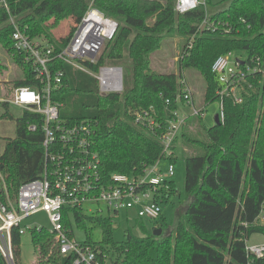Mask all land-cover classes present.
Returning <instances> with one entry per match:
<instances>
[{
	"label": "trees",
	"instance_id": "obj_1",
	"mask_svg": "<svg viewBox=\"0 0 264 264\" xmlns=\"http://www.w3.org/2000/svg\"><path fill=\"white\" fill-rule=\"evenodd\" d=\"M5 1L7 9L0 6V51L21 70L22 77L14 80V87L35 88L38 82L31 63L13 47L9 18L15 19L32 40L65 45L73 26L69 23L65 37L55 38L53 32L68 20L76 25L90 0ZM91 1L96 9L118 23V29L114 40L105 44L97 64L86 67L96 72L105 60L121 63L131 71V86L122 95L100 96L95 79L56 61L51 64L52 69L63 70L64 77L52 100L60 106L62 119L88 125L89 141L104 175H140L164 158L159 138L167 127L169 111L176 109L177 81L185 70L198 72L204 84L201 102L208 104L216 100L217 84L210 67L218 56L232 52L245 56L247 61L257 57L264 60V0H231L226 9L210 15L211 20L227 23L231 28L229 34L200 32L205 15L202 6L178 15L173 0ZM240 18L244 23L238 22ZM170 34L185 38L176 63L177 72L157 73L151 68V57L160 51L164 38ZM192 36V48L185 55V46ZM249 82L252 88L240 105L225 100L223 125L214 124L207 129L201 119L190 118L180 131L177 143L191 151L184 158L183 194L179 195L184 205L173 226L161 221L164 235L154 237L141 224L142 235H134L128 229L123 241L115 242L109 216H87L81 210H66L62 220L69 236L71 221H75L87 235L84 243L100 249L107 264H264V256L250 263L243 242L253 233H263L254 224L264 201V73ZM0 107V119L13 118L7 103H0ZM150 109L159 128L148 131L133 124L135 112ZM30 123L39 125V120L23 111L15 120L14 137L3 142L0 202H5L6 196L15 202L23 182L41 178L42 134L39 128L28 131ZM192 123L194 129L188 130ZM175 149L168 158L172 164L176 160ZM160 192L164 202L173 197V181L167 191ZM95 229L100 231L97 243L90 240ZM27 231L36 255L35 264H71V259L60 255L53 233L43 228ZM20 236L15 230L11 235L13 264H20ZM0 264H7L1 255Z\"/></svg>",
	"mask_w": 264,
	"mask_h": 264
},
{
	"label": "built area",
	"instance_id": "obj_2",
	"mask_svg": "<svg viewBox=\"0 0 264 264\" xmlns=\"http://www.w3.org/2000/svg\"><path fill=\"white\" fill-rule=\"evenodd\" d=\"M208 2L173 0L174 12L183 15L202 6L205 15L199 26L200 32L211 34L220 31L229 34L231 28L227 23L209 18L206 10ZM0 6L7 9L6 1L0 0ZM238 22L244 23V20L240 18ZM9 23L13 26V47L31 63L38 85L35 88H15L9 99L0 97V103H10L36 115L39 120V125L28 124V131L35 132L39 128L42 134V174L41 178L23 182L18 187L15 202L8 196L5 202H0V255L7 264H13L12 232L15 230L19 235L24 234L26 229L22 227L23 221L38 212H44L61 256L71 259V264H107L106 255L100 249L69 236L63 224V212L81 210L84 214L100 216V208L103 207L107 215L128 212L138 221L145 220L151 224L152 231L163 228L160 219L161 203L164 201L160 191H167L174 177V164L168 158L174 154L177 139L186 122L190 118L202 119L207 104L196 103L182 74L177 81V94L174 98L176 109L169 111L167 127L159 138L164 158L140 175L116 172L104 175L100 171L98 154L89 141L88 125L83 121L68 123L60 117V106L53 102L52 95L60 88L64 72L52 69L51 64L60 61L86 73L95 79L100 96L122 95L124 84L121 66L104 63L97 67L96 72L86 67L87 64H97L105 44L114 40L118 23L90 3L80 21L73 25V32L65 45L32 40L24 29L14 23L12 17ZM193 37H190L183 54L186 55L192 48ZM263 61L258 57L247 61L245 56L232 52L218 56L213 61L210 72L217 84V124L223 125L225 122L226 99L234 105L243 102L244 95L252 88L249 79L264 73ZM151 111L135 112L133 124L148 131L159 128ZM162 161L167 162L164 173L157 171ZM93 208L96 210L93 211ZM254 226L263 229V233H258L263 236V241L249 243L250 237L243 240L244 252L250 263L264 256V201ZM244 227L247 225L244 224Z\"/></svg>",
	"mask_w": 264,
	"mask_h": 264
},
{
	"label": "rangeland",
	"instance_id": "obj_3",
	"mask_svg": "<svg viewBox=\"0 0 264 264\" xmlns=\"http://www.w3.org/2000/svg\"><path fill=\"white\" fill-rule=\"evenodd\" d=\"M231 0H209L206 10L209 15L216 14L218 12L223 11L227 8ZM92 1L90 0V3ZM89 3V4H90ZM14 20V23H16V20ZM69 23L71 26H73V23H71L70 20L63 22L60 24V28L55 30L53 32V37H57L61 35L62 37H65L69 33L68 25ZM149 23V22H148ZM60 33V34H59ZM185 44V38L180 37L177 34H170L169 36H166L164 38L162 47L160 51L155 53L151 57V68L153 71L161 74H171L177 72V60L179 57V54L181 52L182 45ZM105 50L102 49V51ZM126 51V50H125ZM102 53V52H101ZM243 56V55H241ZM125 57V55H124ZM123 60L122 62H124ZM105 63L108 64H118L123 68V84L124 89L129 88L131 86V71L126 70L124 66L121 63L117 62H111L106 61ZM125 64H129L128 61L124 62ZM127 67V66H126ZM263 67H264V61H263ZM186 78L187 83L189 84L194 99L196 100L197 104L202 103V94H203V82L202 78L199 76L198 72L194 70H185L184 75ZM22 77L21 70L17 68L14 64H12L9 59L6 57L4 53L0 51V97H3L4 99H9L15 89L13 83L14 80L17 78ZM8 111L12 114L13 118H5L0 119V153L3 149V142L5 139L14 137V130H15V120L22 115L23 110L20 108H17L13 106L12 104L8 103ZM70 109L67 107L66 112H68ZM205 113L203 118L200 120L204 125V128H210L214 125L216 119V115L218 113V102L213 101L206 105L205 107ZM2 112V108L0 107V113ZM193 124V123H192ZM195 124L188 125V130L194 129ZM203 128V126L201 125ZM200 139H203V135L200 137ZM191 151H189L188 148H186V145L182 144L181 142H178L176 144L175 149V163H174V177L171 179L174 183V190L175 195L165 202L161 203L162 208V217L161 221L163 222V225L167 226H173L174 222H176V216L181 215L183 210L184 203L182 202V198H180L179 195L183 194V174H184V158L189 154ZM191 154V153H190ZM167 166L166 161H162L159 163L157 167V171H161L164 173ZM180 209V210H179ZM96 208H93V211H95ZM101 213L100 216L107 217L111 219L113 223V234L112 238L115 242H121L124 239V233L126 230L130 229L134 235H142L139 225H143L147 231V233H152L151 224L147 221H138L135 219L132 214L128 215V212H119L117 214L110 213L107 215V211L102 207L100 208ZM87 216H91V214H86ZM129 216L130 218H127ZM22 227L25 230V233L20 236V264H35L36 262V255L34 253L33 246L30 241V234L27 230L32 229H45L47 231L51 230V226L49 223V219L44 212H38L28 218H26L23 223ZM73 239H75L78 242H86L87 241V235L85 232L78 228L75 221H71L70 228L68 229ZM165 234V230H163L162 235ZM91 242L97 243L100 240V231L98 229H95L91 232L90 236ZM258 241H263V236L259 235L258 233H253L249 238V243H254Z\"/></svg>",
	"mask_w": 264,
	"mask_h": 264
},
{
	"label": "water",
	"instance_id": "obj_4",
	"mask_svg": "<svg viewBox=\"0 0 264 264\" xmlns=\"http://www.w3.org/2000/svg\"><path fill=\"white\" fill-rule=\"evenodd\" d=\"M201 30H203V27H201ZM215 124H217V120L215 121ZM162 230L161 229H155L152 231V235L154 237H159L162 234Z\"/></svg>",
	"mask_w": 264,
	"mask_h": 264
},
{
	"label": "crops",
	"instance_id": "obj_5",
	"mask_svg": "<svg viewBox=\"0 0 264 264\" xmlns=\"http://www.w3.org/2000/svg\"><path fill=\"white\" fill-rule=\"evenodd\" d=\"M43 41V40H42ZM202 103H200L199 105H201ZM215 124V123H214ZM203 125V124H202ZM204 126V125H203Z\"/></svg>",
	"mask_w": 264,
	"mask_h": 264
},
{
	"label": "flooded vegetation",
	"instance_id": "obj_6",
	"mask_svg": "<svg viewBox=\"0 0 264 264\" xmlns=\"http://www.w3.org/2000/svg\"><path fill=\"white\" fill-rule=\"evenodd\" d=\"M161 230H162V232H163V230H164V229H163V228H161Z\"/></svg>",
	"mask_w": 264,
	"mask_h": 264
}]
</instances>
